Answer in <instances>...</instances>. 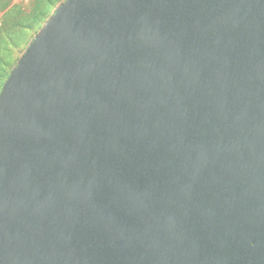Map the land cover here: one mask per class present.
Segmentation results:
<instances>
[{"label": "water", "instance_id": "1", "mask_svg": "<svg viewBox=\"0 0 264 264\" xmlns=\"http://www.w3.org/2000/svg\"><path fill=\"white\" fill-rule=\"evenodd\" d=\"M0 264H264V0H62L0 89Z\"/></svg>", "mask_w": 264, "mask_h": 264}, {"label": "rangeland", "instance_id": "2", "mask_svg": "<svg viewBox=\"0 0 264 264\" xmlns=\"http://www.w3.org/2000/svg\"><path fill=\"white\" fill-rule=\"evenodd\" d=\"M62 0H0V50L4 51V74L10 72L23 53L28 42L34 37L56 6ZM35 12V13H34ZM37 13L36 17H33ZM16 22H23L15 27Z\"/></svg>", "mask_w": 264, "mask_h": 264}, {"label": "trees", "instance_id": "3", "mask_svg": "<svg viewBox=\"0 0 264 264\" xmlns=\"http://www.w3.org/2000/svg\"><path fill=\"white\" fill-rule=\"evenodd\" d=\"M7 3V0H5V3L3 4V5H5ZM35 13V12H34ZM36 15H37V13L33 16V17H36ZM22 23L23 22H21V23H19V22H16L15 23V27H20V28H22L23 29V26H21L22 25ZM24 30V29H23ZM6 50V48H2L1 50H0V89H1V86H2V84H3V82H4V80H5V78L7 77V75L9 74V73H7V74H4L3 72L4 71H2V70H4L5 69V57H4V51Z\"/></svg>", "mask_w": 264, "mask_h": 264}]
</instances>
